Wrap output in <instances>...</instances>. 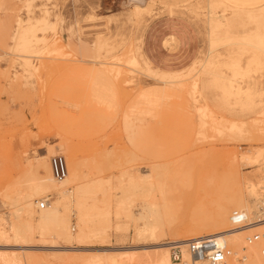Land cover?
Wrapping results in <instances>:
<instances>
[{"label":"rangeland","instance_id":"obj_1","mask_svg":"<svg viewBox=\"0 0 264 264\" xmlns=\"http://www.w3.org/2000/svg\"><path fill=\"white\" fill-rule=\"evenodd\" d=\"M147 1L0 0V222L20 207L26 189L22 178L26 177L29 163H33L36 156L45 155L48 165L53 156L66 159V153L60 149L53 155L48 153L50 147L59 144V139H65L70 146L71 159L78 166L83 183L91 187L89 200L97 207L111 201L126 186V178L119 182L123 171L135 168L144 173L147 167L163 164L173 169L181 166V159H186L183 165L189 173L169 178L172 182L167 181L162 188L171 195L175 192L179 202H189V222L195 215L193 210L202 195V187L209 189V178L226 177L232 153L246 154L249 150L264 149V71L252 70L247 75L245 69H240L231 82L235 86L240 82L241 87L249 81L254 87L261 86L258 89H262L263 94L254 95L249 113L236 107L231 114L211 118L201 114L202 110L212 109L209 99L194 102L178 87L196 81L199 66L175 72V78H165L159 74V69L145 67L141 58L138 64L132 63L135 53L128 43L137 47L140 44L139 52H143L145 30L172 19L191 24L195 32L190 60L208 46L209 16L205 0H194L202 2L197 11L191 6L189 10L168 8L156 2L152 13H144L136 20L129 17L131 5ZM211 8L216 12L215 16L222 13L223 19H229V25H232L229 35L237 36L236 41H242L246 36L251 45L261 46L264 14L253 16L251 11L244 10L233 17V10L224 0H213ZM42 16L47 18L49 25H38L33 41L22 46L14 21L17 17L25 21ZM211 20V26L217 28L218 18ZM102 22H107V26ZM230 48L218 46L207 60L216 57L221 63L227 62ZM243 57L241 66L247 62L246 55ZM190 60L188 55L171 69H181ZM99 61L123 64L117 66L122 73L116 75L112 70L115 66L110 65V73L107 68L106 74L98 71L102 69L95 64ZM80 68H84L82 74ZM89 72L103 81L104 94L100 103L96 97L89 98L96 86L89 83ZM222 72L220 81L228 83L227 75L231 72L224 67ZM162 87L171 89L167 93L172 94V98L160 99ZM206 94L219 96L221 92L209 89ZM82 95L88 101L81 98ZM234 102V99L230 100V104ZM232 124L236 125L235 129H231ZM239 168L244 174L251 170L246 165ZM97 179L105 182L96 186ZM260 192L264 198V191ZM48 197L52 195L48 194ZM38 200L41 201L36 199L34 202ZM140 205L139 200L132 205L135 216H138ZM110 206L112 229L105 249L148 244L147 238L140 240L133 235L135 226L140 227L142 222H132L124 214L117 216L112 202ZM228 210L231 213L233 208L228 206ZM34 215H37L36 206ZM74 216H70L69 221V229L71 225L74 228L72 233L78 231ZM3 226L7 229L5 224ZM254 234L258 233L252 232L248 236ZM169 238L171 235L165 232L163 241ZM9 243L6 237L2 239L3 245ZM47 245L35 234L27 248L3 246L0 254H27L31 264H47L54 255L64 254L46 248ZM70 253L85 255L84 252Z\"/></svg>","mask_w":264,"mask_h":264},{"label":"bare ground","instance_id":"obj_2","mask_svg":"<svg viewBox=\"0 0 264 264\" xmlns=\"http://www.w3.org/2000/svg\"><path fill=\"white\" fill-rule=\"evenodd\" d=\"M156 2L168 8L189 10V6H191L194 11H197L202 3L194 2V0H148L144 6L134 5L129 12V17L136 20L144 13H150L152 7L157 6L154 5ZM224 2L230 5L233 17L244 10L251 11L250 14L253 16L264 14V0H224ZM212 3L213 0L207 2L208 46L204 52L199 53V56L189 67L199 66L200 74L196 81L189 83V86L179 85L178 87L186 92L188 98L194 102L208 99L211 101L212 109L202 110V115L214 118L216 115L231 114L236 107H239L244 113H249L253 108L251 101L254 95L263 94V90L258 89L261 86L254 87V84L249 81L246 86L241 87L240 82H238V86L231 82L233 77L239 75L240 69H245L247 75L252 70L264 71V30L260 38L262 39L261 46L251 45L248 41L249 37L246 36L242 37V41H236L237 36L233 38L229 35V29L232 26L229 25V19H223L224 14L221 15L222 13L219 14V17L215 16L216 12L211 8ZM214 18H218L219 21L217 28L211 26V19ZM14 22L18 25L17 38L21 40L22 46H28L33 41L34 31L38 25H49L45 16L28 18L25 21L17 17ZM107 22L110 23L109 20ZM107 22H102L104 23L102 25L107 26ZM140 41L142 40L140 39ZM171 43L172 41H165L164 45L169 47ZM128 44L135 53L132 63L138 64L139 58H141V63L149 68L151 64L144 53L139 52L140 44L138 47L137 45L132 46L130 42ZM218 46L232 47L227 50L229 57L227 62L221 63L216 57L207 60L217 51ZM245 55L246 65L241 66V59ZM110 63L99 61L95 64L103 69L98 71L105 73L108 70L110 73L115 70L116 75L122 73L117 66L123 64ZM108 65L115 67L111 70ZM223 67L231 72L227 75L228 83L220 81L224 75ZM92 68H90V72ZM79 71L82 74L84 68H80ZM158 72L165 78L177 76L170 72L160 70ZM89 75V83L96 85L93 86L95 88L89 98L94 97L95 99L96 97L100 103L104 94L103 81L99 76H92L91 73ZM209 89L218 90L221 94L208 96L206 93ZM170 90L162 87L159 93L160 99L172 98V94L168 95L167 93ZM81 98L88 101L87 97L83 95ZM231 99L235 100L233 104H230ZM235 128L236 125L232 124L231 129ZM59 140V144L50 147L48 153L53 155L57 149L66 153V177L58 181L52 176L45 155L36 156L34 162L29 163L27 175L25 173L26 177L22 178L25 180L26 189H24V195L21 196L20 207L0 222V247L27 248L30 246V240L36 234L43 244H48L46 248L64 253L54 255L48 259L47 264H189L190 259L185 243L204 237L214 238L220 245L226 246L231 251L226 264H264V219H259L264 216V198L261 197L263 192H260V190L264 191V149L258 148L252 152L249 150L246 154L232 153L228 160L229 164L227 163L226 177L223 175V178L218 176L209 178L207 185L209 189L207 191L202 187V195L198 197L193 210L195 215L189 222V202H179L175 192L171 195V192L163 190L167 181L172 182L168 180L169 178L189 173V170L183 165L187 161L186 159H181V166H174L173 169H171L172 167L168 169L167 164H165L166 167L163 164L152 166L150 169L147 167L144 173L140 172L138 168V170L134 168L130 171H123L120 174L119 182L122 183L123 178H126V186L121 189L119 195L111 198V201H107L102 207H97L94 201L89 200L91 187L83 183L78 166L71 159L70 146L65 142V139ZM225 158L227 160V157ZM242 165H246L251 170L245 174L241 173L239 166ZM221 172L224 173V171ZM104 182V180L97 179L94 185L99 186ZM48 194H51L52 197H48ZM107 197L110 198L111 195ZM36 199L45 202L43 209L39 208L41 201L34 202ZM138 200L141 205L138 209V216H135L132 212V205ZM110 202L113 203L112 207H114L117 216L124 214L132 222H142L140 227L135 226L133 235L140 240L147 238L148 244L105 249V244L110 242V230L112 229ZM35 206L36 216L34 215ZM228 206L233 208L231 213H229ZM234 212L239 215L233 216ZM177 215L180 217L177 218ZM70 216L77 218L78 231L76 233L71 232L74 230L72 225L71 230L69 229ZM4 224L7 229L4 228ZM165 232L171 235L170 240L163 241ZM252 232L258 233L259 239L248 243V238H250L248 235ZM201 233L204 234L201 236ZM4 237L9 240V245L2 244ZM172 243L180 245L181 262L171 260L170 245ZM94 247L99 249H92ZM70 252H84L85 255H75ZM0 264H31V261L27 254L14 253L12 256L0 254Z\"/></svg>","mask_w":264,"mask_h":264},{"label":"crops","instance_id":"obj_3","mask_svg":"<svg viewBox=\"0 0 264 264\" xmlns=\"http://www.w3.org/2000/svg\"><path fill=\"white\" fill-rule=\"evenodd\" d=\"M130 1V0H129ZM208 2V0H205ZM143 4L131 5L129 12H131L134 5L144 6ZM143 34L142 51L153 68L160 71L175 73L188 69L191 63L199 56L194 54L190 60V53L193 48L195 32L191 28V24L174 19L171 22L161 23L159 25L153 24L145 30ZM172 41L171 46L167 47L164 42ZM189 55L190 63L181 69H171V67L184 61Z\"/></svg>","mask_w":264,"mask_h":264},{"label":"built area","instance_id":"obj_4","mask_svg":"<svg viewBox=\"0 0 264 264\" xmlns=\"http://www.w3.org/2000/svg\"><path fill=\"white\" fill-rule=\"evenodd\" d=\"M50 170L56 180H62L67 175V166L62 156L56 155L50 159ZM45 202L39 203V208L43 209ZM234 212L233 216H238ZM259 239L258 234L248 238V243ZM186 251L190 259L189 264H226L231 251L224 245H220L214 238H199L185 243ZM170 257L173 262H181L182 251L180 245L172 243L170 245Z\"/></svg>","mask_w":264,"mask_h":264}]
</instances>
